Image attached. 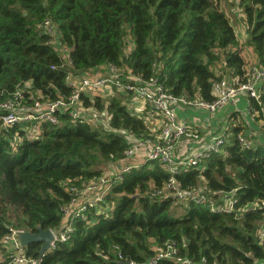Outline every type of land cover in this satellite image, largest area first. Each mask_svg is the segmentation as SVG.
<instances>
[{
  "label": "trees",
  "instance_id": "trees-1",
  "mask_svg": "<svg viewBox=\"0 0 264 264\" xmlns=\"http://www.w3.org/2000/svg\"><path fill=\"white\" fill-rule=\"evenodd\" d=\"M219 1L0 0V97L26 81L51 97L66 95L67 71L113 62L121 72L130 67L134 73L158 76L175 94L211 99L220 54L238 72L244 61ZM239 5L257 62L264 66V0H239ZM45 16L52 17L70 46L71 66H60L59 54L40 31ZM129 95L117 92L107 102L95 97L94 104L111 114L109 128L61 116L15 150L5 134L12 136L19 127L6 130L0 121V264H11L1 243L7 224L31 231L59 225L58 205L68 198L65 180L99 175L100 164L123 157L138 138L155 136L145 114L124 103ZM242 129L239 122L233 124L226 153L211 152L204 168L183 165L177 174L182 187L188 190L200 181L212 197L233 190L235 207L264 200V142L241 147L234 137ZM167 176L156 160L124 171L105 195V201L114 202L108 215L90 212L91 223L76 218L71 236L48 249L41 264H123L116 252L123 259L147 260L153 244L165 239H174L179 252L195 264H264V238L259 242L257 235L264 206L247 205L238 215L211 211L191 199L152 195L151 186H161ZM40 245L32 241L24 251L37 256ZM159 264L182 263L163 259Z\"/></svg>",
  "mask_w": 264,
  "mask_h": 264
},
{
  "label": "built area",
  "instance_id": "built-area-1",
  "mask_svg": "<svg viewBox=\"0 0 264 264\" xmlns=\"http://www.w3.org/2000/svg\"><path fill=\"white\" fill-rule=\"evenodd\" d=\"M243 16V15H240ZM40 31L48 36L47 42L59 54L60 66H71L70 46L62 40L57 25L50 16H45L40 24ZM243 57L241 71H235L226 64V58L221 53L215 67V77L211 80L212 98L205 99L199 96L190 97L186 93L175 94L164 86L156 75L144 76L132 72L130 67L126 72H121L116 63L109 62L83 71L69 70L65 74V83L70 87L68 94H59L51 97L41 90H32L30 81L17 86L8 96L0 97V121L3 128L8 130L17 125L10 134H5L12 150L22 142L24 138L34 139L41 136L45 123L57 124L61 116L75 122L77 120L89 122L92 116L89 114L90 106H96L106 115V124L109 125L111 114L105 108L98 107L95 97L103 98L113 92L131 94L130 99L124 103L131 109L145 114L148 119H155L154 137H144L135 140L134 144L127 148L124 156L114 160L112 172L104 171L90 178H81L73 182L71 178L65 180L63 188L68 193V198L59 203L61 214L59 225L49 227L53 233L51 247L58 241L67 240L74 228V220L81 218L91 223L88 219L90 212L94 214L108 215L114 207V202L105 201V195L110 190L113 182L122 179L123 172L130 170L145 160H156L167 172V179L161 186H151L150 193L156 196H174L177 200H194L205 204L211 211L232 212L238 215L243 213L247 205L264 206L263 199H256L235 207L238 198L229 193L219 192L217 197H212L210 190L205 186H196L191 189L182 187L177 178L183 165L194 164L198 168H204L203 160L211 152L223 153L224 145L228 144L229 132L209 133L199 136V116L192 119L181 118L175 111L177 106H189L195 110H202L213 114L218 108L229 101H234L239 95L246 97V107L261 124H264V66L257 62L256 56L248 54L243 56L242 43L237 47ZM114 93V94H115ZM113 94V95H114ZM112 96V95H111ZM126 98V96H125ZM87 99L89 103L86 102ZM201 128V127H200ZM241 147H253V137L239 132L234 137ZM185 145L179 150V144ZM142 153V161L135 159ZM211 194H215L211 192ZM247 206V207H245ZM7 232L2 236L1 243L8 249L7 257L11 264H41L42 255L32 256L26 254L17 238V232L26 230L23 227H15L7 224ZM259 242L264 238V222L258 228ZM49 248V249H50ZM154 253L147 260L136 261L123 259L119 252L117 259L127 261L128 264H159L163 259L173 260L182 264H195L190 256L179 252L174 239H165L154 243ZM46 252V251H45ZM44 252V253H45ZM204 260V259H203ZM259 264V263H255Z\"/></svg>",
  "mask_w": 264,
  "mask_h": 264
},
{
  "label": "crops",
  "instance_id": "crops-1",
  "mask_svg": "<svg viewBox=\"0 0 264 264\" xmlns=\"http://www.w3.org/2000/svg\"><path fill=\"white\" fill-rule=\"evenodd\" d=\"M243 16H238L237 20L242 21ZM243 23L245 22V17H243ZM246 25V23H244ZM234 27L238 43H242L243 47V56L247 52L245 47V43L243 40L248 37L247 32L244 31V27L240 26V22L234 24ZM251 55H255V53H250ZM246 97L244 95H239L238 98L234 101H229L222 107L218 108L213 114H209L202 110H195L189 106H177L175 108L176 113L181 118L192 119L195 116H199L200 118V127L203 131H207V134L210 137L212 134L209 133H216V132H230L231 127L233 124L239 122L243 129L241 130L243 133L250 135L253 137V140L256 141L257 139L262 140L264 142V125L261 124L257 118L250 113L248 108L246 107L245 103ZM185 145L183 143L179 144V150L184 149Z\"/></svg>",
  "mask_w": 264,
  "mask_h": 264
},
{
  "label": "rangeland",
  "instance_id": "rangeland-1",
  "mask_svg": "<svg viewBox=\"0 0 264 264\" xmlns=\"http://www.w3.org/2000/svg\"><path fill=\"white\" fill-rule=\"evenodd\" d=\"M219 7L221 9H223L226 13H228L229 15V18H230V22L234 23V24H237L238 22H240V26H243L244 27V31L247 32V27L246 25L242 22L243 21V17H244V14H243V11H242V7L239 5V0H220L219 1ZM240 15H243V17L241 18L242 21H238L237 18L238 16ZM248 34V33H247ZM243 43H245V47L247 49V52L245 53V56H247L248 54L250 53H254V50L252 48V45L250 44L249 42V39L248 37H246L245 40H243ZM243 47H244V44H243ZM124 73V71H123ZM116 92V91H115ZM115 92L109 94V95H105L103 96V99H105V101L107 102L108 101V98L113 95ZM131 95V94H130ZM129 95V96H130ZM127 97V102H128V99H130V97ZM125 101V98L124 100ZM90 112L89 113L91 116H92V119L90 121V124L94 127H104V128H109V125L106 124V115L105 114H102V110H99L96 106L92 105V107L90 106ZM154 122H155V119H150L149 121V124L151 126H154V128H156V126L154 125ZM199 128V136H207V131H203L200 127ZM115 131L117 132H123L121 129L119 130H116ZM157 130H155L156 132ZM135 142H132V145L134 144ZM225 149L223 150V153L222 154H225ZM144 158V155L142 153H140L139 155H136L135 156V159L138 160V161H142ZM101 167H103L102 171H104L105 173L107 172H112V169L113 167L115 166L114 165V160H110L106 163H102L100 164ZM199 186H203V184L199 181Z\"/></svg>",
  "mask_w": 264,
  "mask_h": 264
},
{
  "label": "water",
  "instance_id": "water-1",
  "mask_svg": "<svg viewBox=\"0 0 264 264\" xmlns=\"http://www.w3.org/2000/svg\"><path fill=\"white\" fill-rule=\"evenodd\" d=\"M53 233L51 229L37 227L35 231L23 230L17 232V238L22 247H25L28 243L32 241L40 242L39 255L44 254L51 247V242L53 240ZM123 264H128L127 261H122Z\"/></svg>",
  "mask_w": 264,
  "mask_h": 264
}]
</instances>
